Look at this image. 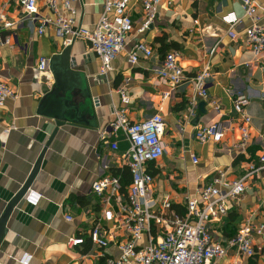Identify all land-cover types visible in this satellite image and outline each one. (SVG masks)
Wrapping results in <instances>:
<instances>
[{
  "label": "crops",
  "instance_id": "0c3cea01",
  "mask_svg": "<svg viewBox=\"0 0 264 264\" xmlns=\"http://www.w3.org/2000/svg\"><path fill=\"white\" fill-rule=\"evenodd\" d=\"M253 1L264 25V0ZM36 2L43 10L44 0ZM76 6L79 20L92 29L102 12V1L79 0ZM129 9L135 30L107 74L100 75V61L87 42L78 40L72 45L71 57L77 62L74 71L87 83L95 125L68 122L57 129L28 188L41 195L40 202L30 207L22 198L14 208L0 243V264H19L24 253L32 255L31 264H103L107 257H118L113 242L99 251L86 233L102 211L91 192L92 184L115 171L123 187L129 181L123 174L127 168L121 165L129 145L121 132L113 134L109 130L120 109H126L130 122L154 114L163 118L164 154L148 165L154 178L153 197L158 204L169 202L181 215L187 198L210 184L218 172H225L230 181L240 179L264 152V53L254 58L244 43L242 29L248 22L243 19L240 0H164L155 21L141 33L137 32L142 24L141 0H131ZM231 12L243 19L235 27V39L228 37L229 27L222 21V16ZM20 15L19 0H0V80L17 94L0 113V217L56 127L50 105L58 96L46 101L53 83L49 71L38 72L37 63L40 57L49 62L59 54L62 41L51 29L39 36L36 25L27 19L20 22ZM4 22L13 27L3 28ZM7 38L10 45L5 44ZM138 41L145 42L153 54L131 65L128 54ZM169 51L178 53L186 78L208 66V97L197 103L194 117H189L188 101L193 95L189 80L172 90L158 77L162 59ZM121 86L130 99L128 105L121 103L117 93ZM168 92L170 95L163 99ZM238 98L247 100L245 111L252 120L250 141L243 152L237 149L240 131L232 110ZM212 100L220 104V112L211 106ZM200 102L205 103L206 113L198 115ZM215 124L224 133L220 142L200 143L195 139L197 127ZM4 129L10 132L4 135ZM103 130L106 134L101 139L98 133ZM112 143L117 150L111 149ZM192 156L198 164L192 163ZM68 216L71 221L66 220ZM245 224L254 230L255 255L248 258L230 249L215 264H264V169L248 179L244 193L228 203L226 216L211 224L214 239L226 245ZM80 236L85 239L83 246L67 245L69 239Z\"/></svg>",
  "mask_w": 264,
  "mask_h": 264
},
{
  "label": "built area",
  "instance_id": "2783aa9c",
  "mask_svg": "<svg viewBox=\"0 0 264 264\" xmlns=\"http://www.w3.org/2000/svg\"><path fill=\"white\" fill-rule=\"evenodd\" d=\"M78 1L44 0L41 10L36 0H19V21L27 19L36 25L39 36L51 29L62 41L63 48L78 40L87 42L91 52L100 61V75H105L112 70L113 62L125 50L128 39L135 30L129 13L131 0H101L102 12L92 29L86 28L79 20L80 11L76 6ZM163 1L141 0L142 24L137 32H144L155 21ZM240 2L243 19L248 22L242 29L244 43L254 58H258L264 53V25L253 0ZM170 4L168 1V5ZM243 19L233 12L222 16V21L229 27L227 35L230 39L238 36L235 27ZM12 27L10 22L3 23V28ZM5 44L10 45L9 38ZM215 49L216 47L211 53ZM152 54V49L145 42L138 41L128 54V62L136 65L141 58L147 59ZM37 70L40 74L48 73V59L40 57ZM157 73L172 90L184 80H189L193 90L188 101L189 117H194L197 103L208 97L205 85V79L210 76L208 66L186 78L179 64L178 53L169 51L164 55ZM117 93L122 104L130 103L123 86L117 89ZM169 95V92L163 94V99ZM16 98L17 94L0 80V113L8 100ZM246 105L247 100L243 98L235 99L232 103L240 131L237 149L241 152L250 141L249 127L252 120L245 111ZM211 106L220 112L221 106L215 100H212ZM164 127V120L159 114L139 122H130L126 117V109H120L114 114L109 130L113 134L121 132L129 145L128 150L122 154L121 165L122 168H127L130 181L125 188L121 185L119 174H113L96 180L91 186V192L97 197L102 211L101 216L87 231V239L99 251L105 250L113 242L119 253L117 258H105L103 264H215L230 249L240 256L253 257L254 230L249 224L242 226L227 240L226 245L214 239L211 224L226 216L228 203L244 193L247 180L264 169V152L258 156L257 164H250L240 179L230 181L225 172H218L210 184L199 188L194 197L187 198L185 212L181 215L171 209L169 202L158 204L153 197L154 178L148 165L157 162L164 154L161 141ZM9 132L10 129L3 130L4 135ZM105 134L104 130L99 131L98 136L104 139ZM223 135L219 125L215 124L197 127L194 137L200 143H218ZM111 149L117 150L116 143L111 144ZM191 160L193 164H198L196 157L192 156ZM40 199L41 195L32 189H27L23 196V202L30 207H37ZM66 220L71 221L72 218L68 216ZM259 232L260 230L256 231ZM84 244L82 236L67 242L70 248ZM31 261L32 255L28 253L22 254L18 259L19 264H31Z\"/></svg>",
  "mask_w": 264,
  "mask_h": 264
},
{
  "label": "water",
  "instance_id": "95a60500",
  "mask_svg": "<svg viewBox=\"0 0 264 264\" xmlns=\"http://www.w3.org/2000/svg\"><path fill=\"white\" fill-rule=\"evenodd\" d=\"M71 50L72 45L63 48L59 54L52 56L48 62V71L53 83V89L51 93L47 94L46 101L53 96H58L57 100L53 101L50 105L51 113H53V118L56 121V127L39 154L28 178L7 203L6 208L0 217V243L6 233L8 219L38 173L44 154L52 142L57 129L62 124L68 122L91 123L95 125L93 120L96 121V118L92 109L93 103L90 101L87 83L80 73L74 71L77 62L71 57ZM45 103L40 106V109L43 108ZM204 107V102L198 104V115L206 113ZM84 116H89V118Z\"/></svg>",
  "mask_w": 264,
  "mask_h": 264
},
{
  "label": "trees",
  "instance_id": "16d2710c",
  "mask_svg": "<svg viewBox=\"0 0 264 264\" xmlns=\"http://www.w3.org/2000/svg\"><path fill=\"white\" fill-rule=\"evenodd\" d=\"M161 43H162L161 45H163V42H161ZM118 174H119L118 171H115L114 175H118ZM123 174L125 175L126 179L129 178V181H130V177H129V173H128L127 169H124ZM129 181L127 180V183L124 184L125 188L128 186ZM171 209L176 212L175 206H171Z\"/></svg>",
  "mask_w": 264,
  "mask_h": 264
}]
</instances>
